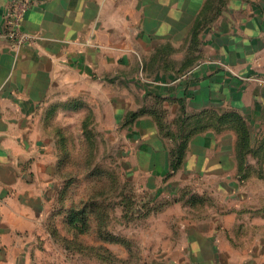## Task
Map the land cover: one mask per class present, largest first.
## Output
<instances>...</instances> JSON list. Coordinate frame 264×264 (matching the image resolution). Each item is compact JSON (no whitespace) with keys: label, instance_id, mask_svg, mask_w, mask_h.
<instances>
[{"label":"crops","instance_id":"crops-1","mask_svg":"<svg viewBox=\"0 0 264 264\" xmlns=\"http://www.w3.org/2000/svg\"><path fill=\"white\" fill-rule=\"evenodd\" d=\"M207 1L28 0L21 27L34 40L15 46L7 37L6 22L13 0H0V264L36 261L40 250L55 242L49 223L66 224L70 207L58 205L64 188L58 174L64 137L59 140L57 134L67 133L62 116H77L82 132L90 113L91 127L100 135L104 129L122 127L129 139L128 160L143 173L127 179L140 177L137 183L144 195L155 197L157 188L164 187L171 192L172 185L179 184L173 196L178 201L186 194L183 199L191 210L190 196L212 200L223 194L240 204L230 205L233 211L241 212L237 207L246 205L243 208L257 210L256 215L263 213L264 195L252 193L257 199L249 203L248 190H264V161L261 177L241 180L233 130L210 129L193 136L183 166L167 177L171 142L152 115L121 124L127 112L149 106L151 93H157L165 98L169 122L179 115L183 99L188 114L208 109L240 113L257 144L264 140V0H224L220 14L206 19L197 50L190 51L191 29ZM187 60L194 66L179 76ZM145 65H159V71L145 75ZM248 163L260 165L253 155ZM233 183L238 186L220 188ZM176 204L186 215L189 207ZM224 209L218 212L227 215ZM208 213L211 219L183 216L181 227L187 232L160 241L167 247L153 264H214L223 259L264 264L262 217L256 216L261 220L253 225L234 221L240 233L236 238L214 217L215 207ZM210 222L219 232L224 230L230 242L243 244L239 258L231 253L218 256L216 246L227 243L211 233L204 239L195 233L211 230ZM249 230L254 239H247Z\"/></svg>","mask_w":264,"mask_h":264},{"label":"rangeland","instance_id":"rangeland-1","mask_svg":"<svg viewBox=\"0 0 264 264\" xmlns=\"http://www.w3.org/2000/svg\"><path fill=\"white\" fill-rule=\"evenodd\" d=\"M154 67H157V69H154ZM151 69L152 70L149 72L150 74L158 72L159 65H151ZM146 73L147 71L145 70L144 74L146 75ZM136 99L140 104L142 99L139 94L136 95ZM147 102V99L144 98L143 103L147 104ZM151 104L152 102L149 101V105ZM60 124L62 126L63 124L67 125L66 127L63 126L67 132L66 134H57V136L60 137L59 140L62 137H65L66 143L64 144L66 150L68 151V156L63 157V165L58 171L59 175L64 176L63 184L66 183V206L74 207L78 206L80 203L82 205L87 199V194H90L91 189L93 192L94 188H101V186L104 187L105 184H107L106 181H97L99 175L102 173L97 172L96 170L99 171V168H102L104 170L102 176H104L105 173L110 172L111 169L115 167L121 177V187L124 184H127L123 190H126V192L130 191V193H133L134 195L135 205L133 206L135 208V215L130 217L127 216L125 208L122 207L124 205H117L112 209L113 214L110 217L111 221L108 223V227L106 226L107 233H112L113 235L120 237L121 240L126 239L128 244L122 243V241H106L98 236L97 232L94 231L84 234L83 238L88 244V247L74 246L71 250L66 248L65 244L62 242L55 240L53 244L49 241L46 247L40 250L37 260L31 262L30 264H153L152 261L155 259V256L157 254H161L167 247L159 245L160 241L178 236L181 237L187 232L181 227L183 216H194L196 219L200 218L198 220H203L209 215L208 211L213 207H215V211L217 212L214 217H219L220 222L226 226V230L227 227H230L231 233L233 235L236 234V238L239 237L240 233L237 232V230H234V221L245 222L246 224L253 225L257 222V220H261L260 218H256V216L262 217L264 221V202L260 205V207L263 208V213H259L261 211L260 210L256 215L257 210L244 209L248 207L246 205L237 207V209H241V212L233 211L232 209L234 208H231L230 205H234L236 202L233 201L235 200L230 199L229 201L230 197L226 198L223 194L218 196L217 199L216 197L212 200L205 198L204 203H199V205L197 204L194 207L195 209L191 210V207L186 205L184 199L177 201L176 196H173L179 184L172 185L171 192L169 187H164L162 189L157 188V192L153 193L156 195L155 197L144 195L140 185L137 183L140 177L134 180L136 183L130 182L128 184L127 175L140 176V174L143 173L140 172L139 174V169H137L136 166L131 165L128 160L127 151L129 148V139L127 132H125L122 127L117 130L114 128L113 132H111V130L107 131L108 129H104L101 135H97L98 140L96 144L93 143L94 147H92L90 141L86 140L84 132L80 129L81 122L77 116H62ZM63 127L60 129H63ZM61 149L62 146L60 145V151ZM252 170H254L253 167L249 170V172H252L251 176L261 177L260 175L262 174L260 172L254 173ZM143 177L144 175H142V178ZM153 181L154 179L152 178L149 181V185L152 187L154 186ZM238 185L242 186L240 183H238ZM238 185L235 183L232 185L224 184L220 185V188L226 191L228 189L231 190ZM248 191L250 194L248 195L250 197L248 200L249 203H255L257 199L256 195L251 197L252 193L255 194L257 191L258 195L259 193L264 195V190L260 191V188L258 187L251 188L252 192L250 190ZM237 194H240V192ZM117 200H120V198H117ZM178 202L182 203L185 207H189L186 215H184L186 210H184L180 204H176ZM236 204L240 205L239 203ZM58 205L61 206V202H59ZM222 206H224V210L228 211L227 215L221 211L218 212ZM212 215L213 214L210 213V217L208 218L211 219ZM225 215L227 217H225ZM187 219L190 220L191 218ZM53 223L57 228L59 227L58 229L61 233H65L64 235L67 234L68 228L66 224H59L56 220H54ZM210 223L211 230H195V233L202 237V239H204V236L207 237L208 233H211V235L216 236L217 239H220V241L227 243L225 245H220L219 243V245L216 246L215 252L219 253L218 256L225 255L226 257V255L228 256L231 253L234 258H239L240 254L245 249L243 244H240V242L233 244L229 241L230 239L224 233V230L220 231V233L219 229H215L217 225L214 222ZM232 226L233 229L231 228ZM183 228L185 229L186 227L184 226ZM253 233L254 231L252 230L247 231V239H254L256 235H252ZM203 244L205 243L203 242ZM253 248H257L258 251L260 250L259 246H254ZM229 250L232 251L229 252ZM235 263L236 262L234 261L231 262L223 259L219 261L217 260L214 264ZM253 264L256 263L253 262Z\"/></svg>","mask_w":264,"mask_h":264},{"label":"trees","instance_id":"trees-1","mask_svg":"<svg viewBox=\"0 0 264 264\" xmlns=\"http://www.w3.org/2000/svg\"><path fill=\"white\" fill-rule=\"evenodd\" d=\"M223 1L224 0L207 1L203 12H201V14L197 17L191 29L189 45L190 51L197 50L199 34L203 29L206 19H208L211 14L215 17L220 14ZM210 18L212 17L210 16ZM189 64L190 62L188 60L185 61L184 65L177 71L179 76L194 66ZM144 70L149 73L152 69L151 66L146 67L145 65ZM151 94L154 97V102L149 106H143L138 110L127 112L122 125H130L140 116L145 114L152 115L160 133L171 142L169 150L170 170L167 177L172 176L183 166L191 138L210 129H214L218 133L223 132L226 129H230L235 132L237 137L235 146L237 169L241 179H247L251 176L252 172H249V170L252 169V167L254 169L252 170L254 173L260 172L262 174V162L264 161V140L257 144L258 139L256 135L253 133L246 119L240 113L236 111L218 112L216 110L208 109L201 111L200 113L188 114L186 111L185 101L181 99L179 101L181 104L179 115L175 117L172 122H169L167 118V109L163 105V99L165 98L157 93L154 95L153 93ZM90 123H94L91 113L85 118L83 122V129L86 140L90 141L91 146L94 147L93 143L96 144L98 140V133L95 131L94 127H91L92 125ZM172 126H174V128ZM64 143H66L65 137L61 140V152L63 153V157H67L68 151L66 150ZM249 155H253L255 158L259 159L260 165L258 167L255 166V168L253 165L248 163ZM62 165L63 159L60 167ZM96 171L102 173L99 175L97 181H106L107 184H105L104 187L101 186V188H94L93 192L91 189L90 194H87V199L82 205L80 203L78 206L70 207L66 210L68 212L66 220V226L68 228L67 234L64 235L61 233L54 223H51L49 227L55 240L62 242L65 244L66 248L71 250L74 246L88 247V244L84 240L83 236L86 233L94 231L97 232L98 236L106 241H122V243L128 244L126 239L121 240L120 237H117L112 233H107L106 226L108 227V223L111 221L110 217L113 214L112 209L117 205H124L122 207L125 208L127 216L130 217L135 215V208L133 206L135 205L134 195L133 193L131 194L130 191L126 192V190H123L127 184H124L121 187V177L115 167H113L110 172L105 173L104 176H102L104 171L102 168H99V171ZM129 183L130 181L128 180V184ZM65 184L66 183H64L63 192L60 198L62 208L66 206L65 194L67 191ZM185 197L186 194L182 196V199ZM117 198H120V200H117ZM205 198L211 200L205 195L194 194L187 199V203L193 204L195 207L197 204L199 205V203H204Z\"/></svg>","mask_w":264,"mask_h":264},{"label":"built area","instance_id":"built-area-1","mask_svg":"<svg viewBox=\"0 0 264 264\" xmlns=\"http://www.w3.org/2000/svg\"><path fill=\"white\" fill-rule=\"evenodd\" d=\"M28 4V0H13L11 11L6 16L7 37L15 46L25 45L34 40V37L21 27Z\"/></svg>","mask_w":264,"mask_h":264}]
</instances>
